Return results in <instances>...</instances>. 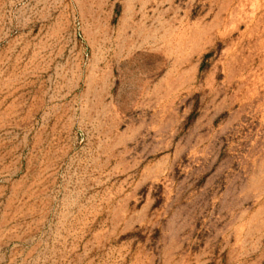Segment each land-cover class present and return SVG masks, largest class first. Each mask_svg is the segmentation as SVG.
I'll list each match as a JSON object with an SVG mask.
<instances>
[{"label":"rangeland","instance_id":"1","mask_svg":"<svg viewBox=\"0 0 264 264\" xmlns=\"http://www.w3.org/2000/svg\"><path fill=\"white\" fill-rule=\"evenodd\" d=\"M0 264H264V0H0Z\"/></svg>","mask_w":264,"mask_h":264}]
</instances>
